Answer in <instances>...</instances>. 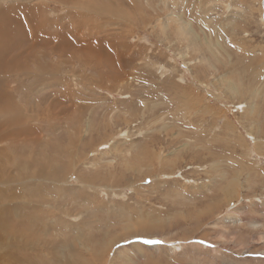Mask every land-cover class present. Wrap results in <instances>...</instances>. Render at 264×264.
I'll use <instances>...</instances> for the list:
<instances>
[{"label": "rangeland", "instance_id": "obj_1", "mask_svg": "<svg viewBox=\"0 0 264 264\" xmlns=\"http://www.w3.org/2000/svg\"><path fill=\"white\" fill-rule=\"evenodd\" d=\"M0 264H264V0H0Z\"/></svg>", "mask_w": 264, "mask_h": 264}, {"label": "snow or ice", "instance_id": "obj_2", "mask_svg": "<svg viewBox=\"0 0 264 264\" xmlns=\"http://www.w3.org/2000/svg\"><path fill=\"white\" fill-rule=\"evenodd\" d=\"M145 243L151 244V243H160V242L159 241H145Z\"/></svg>", "mask_w": 264, "mask_h": 264}, {"label": "bare ground", "instance_id": "obj_3", "mask_svg": "<svg viewBox=\"0 0 264 264\" xmlns=\"http://www.w3.org/2000/svg\"><path fill=\"white\" fill-rule=\"evenodd\" d=\"M7 22V21H6ZM9 32V31H8ZM16 41V40H15ZM2 57V56H1Z\"/></svg>", "mask_w": 264, "mask_h": 264}]
</instances>
